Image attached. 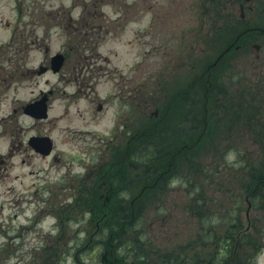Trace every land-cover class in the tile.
Returning a JSON list of instances; mask_svg holds the SVG:
<instances>
[{"label":"rangeland","instance_id":"obj_1","mask_svg":"<svg viewBox=\"0 0 264 264\" xmlns=\"http://www.w3.org/2000/svg\"><path fill=\"white\" fill-rule=\"evenodd\" d=\"M82 1L0 0V264H51L54 250L63 255L61 264H99L98 246L84 247L89 238L87 221L95 231L97 222L82 211L89 193L82 183L86 181L85 168L101 157L108 160L118 153L83 149L88 142H97V135L110 124V112H97V104H107L101 97L116 91L122 96L130 92L125 88L127 83L134 86L136 107L123 108L129 129L122 127L120 131L138 135L150 130L145 141L161 149L169 163H175L164 172L169 180L175 178L169 168H177L180 159L170 147H177L179 141L188 145L198 132L184 119L189 113L199 116L204 109L202 97L206 92L201 84L206 80L197 81L204 78L214 54L225 49L227 39L239 35V48L230 47L229 54L212 69L219 79L212 80L213 85L227 88L237 106L241 103L240 110L250 114L251 120L239 116L216 122L221 128L219 146L226 141L231 154L216 158L215 167L202 166V174L183 165L177 170V174L192 180L188 188L191 195L183 180L177 179L171 186L163 184L145 191L143 199L131 204L144 207L137 226L152 256L159 253L168 260L180 253L188 256L197 248L203 250L201 258H208L217 244L199 245L197 233L201 231L195 211L210 214L217 241L226 227L216 225L220 222L211 217V209L222 213L225 205L240 197L237 220L243 223L244 195L231 181L239 178V168L248 173V165L261 158L258 148L264 146V142H258L264 141L262 122L252 121L264 117V31H253L252 35L243 32L250 25L264 30V0L245 2L243 21L239 20L238 4L228 5L227 0H221L226 4L224 9L216 0L215 5L212 3L220 14L232 13L227 18L213 11L204 15L208 4L204 0H93L85 10L98 16L91 15L96 17L88 19V26L83 16L68 23L67 12L78 16ZM68 6H73L70 11ZM257 7L262 8L260 16ZM231 19L237 22L233 24ZM246 21L252 22L249 25ZM21 39L28 43L34 39V46H17ZM254 43L260 46L258 50ZM55 52L66 56L62 70L57 74L39 73V65H48ZM164 73L166 81L161 83L159 77ZM192 78L197 83H187ZM181 85V95L176 97L168 89L165 97L167 86ZM49 88L54 89L49 116L33 123L21 106ZM188 103L194 106L193 111L188 110ZM256 112L259 116H254ZM232 125L238 126L234 129ZM31 135L50 136L54 142L52 154L42 156L33 151L26 143ZM203 140H208L207 136ZM224 150L222 145L220 151ZM80 187L83 195L73 204ZM139 188L123 192L125 199L136 197ZM120 203L125 205L122 200ZM249 216L264 222V214L260 218L250 212Z\"/></svg>","mask_w":264,"mask_h":264},{"label":"flooded vegetation","instance_id":"obj_2","mask_svg":"<svg viewBox=\"0 0 264 264\" xmlns=\"http://www.w3.org/2000/svg\"><path fill=\"white\" fill-rule=\"evenodd\" d=\"M210 0H207V2L209 3ZM249 1V0H248ZM245 0L243 2L239 3V7L241 5L244 6ZM212 3V1L210 2ZM211 7L208 6L206 7L205 13L206 14H210L211 11ZM27 42V43H26ZM14 43V40H13ZM228 45V44H227ZM17 46H34V39L31 40L30 43H28V41H25L23 39H21V41L18 40V45ZM239 44H237L235 42V44L232 46L235 47V49L237 50L239 48ZM207 70H204V74H208L209 72H206ZM206 72V73H205ZM31 73V72H29ZM34 73V68H33V72ZM31 73V74H32ZM147 77H145L146 79ZM159 78H161V83L165 82V73L160 76ZM191 83H193V81H191ZM145 84V83H144ZM143 84V85H144ZM126 89L130 90L129 93H125L124 95L120 96L117 91L116 92H110L108 94L105 95V97L103 98V101L106 102L107 104L105 106H103V102L101 101L100 104H97V112H110V124L106 127L105 130H103L102 132L104 134H99L98 136V140L97 142L91 141L88 142L87 145L83 146L84 150H94L96 152H100L102 149L104 150H116L118 151V153L116 154V156L114 158H109L108 160H104L102 157L95 163H94L85 170L87 171L84 172L86 173L85 177L86 181H84L82 183L83 188L85 189H91V190H97L99 199L96 201H87L84 203H89L91 204L92 202H94L95 204L99 206H101L99 208V212H102L103 207L108 205L110 203V200L112 199V197H116L118 196L119 192H125L131 188H133V170H134V158L137 154L136 151V142H139L140 139L135 137V133L134 132H127V133H123L120 131V128L123 127V129L125 131H127L129 129V125H127V123L124 122V116L126 111L123 110V108L125 107V109H129L131 108L132 110L136 107V102L134 101V86H132V84L127 83ZM167 89L166 94L168 92V89H170V93L171 94H175V96L177 97V95H181L182 94V85L177 87H166ZM54 92L53 88H49L47 90V94L48 97L52 96ZM93 93V92H92ZM90 93V94H92ZM130 94V95H129ZM165 95V97H167L169 95L168 94ZM109 96V97H108ZM181 98V96H180ZM93 99H95L93 97ZM34 98L31 100L33 101ZM126 100V101H124ZM109 103V104H108ZM168 103V102H167ZM170 104V103H168ZM171 105V104H170ZM182 105V104H180ZM178 106L180 107V110H182V106ZM24 108V105L21 106V109ZM194 109V106H191V110ZM168 109H165L164 111V115L166 113ZM194 118V117H193ZM33 120L34 123V118H31ZM195 119V118H194ZM192 126L195 127V130L197 128V132H198V126L197 124L194 122H192L191 124ZM191 126V131L194 130V128ZM119 135V136H118ZM136 138V139H135ZM192 139L194 140V142L198 141V133L192 137ZM92 143H94L93 145H91ZM97 144V146H96ZM147 147V146H146ZM182 148V143L180 142L179 144V149ZM179 155H182V152L179 151L177 152ZM151 153L150 152H145L146 156H149ZM93 161L91 160V163ZM96 178L97 182H94V179ZM160 181H164L161 178V175H159V178H155V181L152 185L150 184H146V186L150 187H156L158 182ZM167 180V179H165ZM94 182V183H93ZM238 188L243 192L244 195V202L245 203H249V213H248V221L247 224H241L242 225V229H239L237 232V236H242L246 234L247 228H249V230H251L252 233H254L255 229L259 227L260 229V233H258V238H259V244L261 245L260 247H257L258 249H253L251 248V246H246L243 245L240 249V256L239 259L241 260V262H243L242 264H264V222L263 224L261 223L262 220L258 219L254 221V218L251 219L250 212L252 213H257L259 214L258 217L262 218L260 215L264 214V199H256L253 198V196L259 197V196H263L264 195V184H260V185H249L247 183H239L237 184ZM159 186V185H158ZM145 187V186H144ZM248 187H253V189L250 192H247L246 189ZM263 189V190H262ZM104 191V192H103ZM103 198V199H102ZM253 199L255 201H253ZM120 200H122V202L124 204H133V199L128 200V199H118L115 200V203H120ZM234 200L232 202H229L228 205L226 206V209L223 208V213L225 215V222H226V230L223 232L222 234V245H216L215 248H213L212 250H210L208 252V258H201V252H203L202 249H191L190 250V255L185 256L183 255V253H180L178 257L175 258V263H166V258L163 255L155 254L154 256H152L149 246H148V241H145V244L147 246L146 248V252L143 255V259H145L147 264H198L199 261H206V264H232V260H236L237 257L235 256V254H232L231 252L236 251V248H232L231 247V237H230V223H229V219L231 217V213L232 211H237V208L235 207V204L233 203ZM86 211V213L91 214V211L93 210V208H89L88 209H84ZM246 208L244 210V216L246 218ZM241 212V209H240ZM264 218V217H263ZM91 220H96L97 224H96V230L99 231L101 228V224H100V218H92L90 217ZM94 234V233H93ZM93 234L90 236V238H93ZM211 234V239L209 244L212 245L213 243H216L215 240V230H211L210 231ZM247 248H249L250 253L247 252ZM186 254H188L187 252H185ZM194 257L196 259H194ZM246 258L249 260V262H246ZM104 259L106 260V255H104ZM123 260V258H122ZM105 264H107L105 262ZM109 264H113L112 262ZM115 264V263H114ZM122 264V263H121Z\"/></svg>","mask_w":264,"mask_h":264},{"label":"trees","instance_id":"obj_3","mask_svg":"<svg viewBox=\"0 0 264 264\" xmlns=\"http://www.w3.org/2000/svg\"><path fill=\"white\" fill-rule=\"evenodd\" d=\"M91 15H96V14L95 13L90 14V17H91ZM83 17H84L85 21H87L86 22V24H87L88 18H89L88 13H84ZM67 21H68V23H72V21L69 19V17H68ZM86 24H85V26H86ZM208 80L212 82V78H209ZM214 80H216V79H214ZM213 83H212V85H208V83L205 82V84L201 87V89L204 90V92L207 91L206 93H204V97H202L204 106L206 104L208 105V104L217 103L216 97L220 94L221 90L219 88H217V86H213ZM212 86H213V88H212ZM213 109L214 108H211V110L209 108L207 109V110H209L208 111L209 117L207 116L208 120H206V127H205L206 129L209 128V125H212L211 123H213L214 120H211V119L217 118V116L215 115V112H213ZM239 109H240L239 107L236 109H233L230 112L229 117H232L233 114L235 116H237V113H239ZM201 111H202L201 112V115H202V113L205 111L203 109H201ZM248 118H249V115H248ZM204 121L205 120L200 118V124L203 127L205 126ZM199 145H201V147H199L197 149L196 155H193V156L187 157V158H185V157L182 158L183 159L182 165L184 168L185 167L186 168L197 167V169L201 171V169L199 167H201L203 164L204 158H202V156L206 153L208 142L200 140ZM183 152H186V151L183 150ZM156 157H157V155L154 154L153 156L141 155V157L139 156L138 158L137 157L135 158L136 162H137L138 169L135 171L136 174L134 175V181H135V184L137 186L144 185V184L148 183L147 177L145 176L147 171L149 174L154 175V177H155V174L166 170L165 167H167L166 164L168 163V160H166L165 158L160 159V158H156ZM152 162H153V167L149 170H146L147 165L148 164L150 165ZM254 167H259V169H251L250 170V173H249L250 174V181L253 183H264V156L262 159H260L258 161L257 164L254 165ZM144 169H145V171H144ZM200 171H199V174H200ZM93 197H97V195H94ZM142 197H144V191H142L140 196H136L135 201L143 199ZM93 200H95V198ZM92 205H93V207H96V204L92 203ZM143 208H144L143 206H138V205H134L133 207H129L126 205H111V207L109 209L110 216L107 218L105 231L107 233V236L109 234H111L113 237H112V241H110L109 237L104 236L105 238L103 237V239H102V245H103V249H105L106 252L109 250H112L113 255H110V257L113 261H116L115 257H114V252L116 253L117 247H119V245H120V243H119L120 240L122 238H125L126 236H128V233L124 236H122V233L128 232V231H139L140 230V228L137 225H138V221L141 218ZM132 213L134 216L131 215ZM196 213L199 217L200 229H204V226L206 225V222H207V216H206V214L204 215L201 211H199V212L197 211ZM113 241H117V243H114ZM134 244L135 243L133 241H131L128 238H125V242H123L122 247L124 249H127V247H129L131 249L133 248L134 253H132V254L135 255V254L141 252L142 244H137V245H135L136 247H134ZM122 247L119 248V253L122 252ZM101 258L102 257H100V259ZM50 260H51V262L56 260L55 264H58L61 262L62 256H60V254L55 253L53 255V259L50 257Z\"/></svg>","mask_w":264,"mask_h":264},{"label":"water","instance_id":"obj_4","mask_svg":"<svg viewBox=\"0 0 264 264\" xmlns=\"http://www.w3.org/2000/svg\"><path fill=\"white\" fill-rule=\"evenodd\" d=\"M53 71L59 70L63 62V57L61 54H56L51 59ZM46 103L45 98L39 101L34 102V105H29L25 111L31 115H34L37 118L46 117ZM34 148L41 152L43 155H46L50 152L52 143L48 137H33L30 141Z\"/></svg>","mask_w":264,"mask_h":264}]
</instances>
